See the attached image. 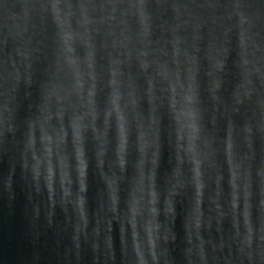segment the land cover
Returning a JSON list of instances; mask_svg holds the SVG:
<instances>
[{
    "label": "clouds",
    "instance_id": "obj_1",
    "mask_svg": "<svg viewBox=\"0 0 264 264\" xmlns=\"http://www.w3.org/2000/svg\"><path fill=\"white\" fill-rule=\"evenodd\" d=\"M18 195L6 264H264V0H0Z\"/></svg>",
    "mask_w": 264,
    "mask_h": 264
},
{
    "label": "water",
    "instance_id": "obj_2",
    "mask_svg": "<svg viewBox=\"0 0 264 264\" xmlns=\"http://www.w3.org/2000/svg\"><path fill=\"white\" fill-rule=\"evenodd\" d=\"M3 167L6 169V162ZM114 228L118 233V228L116 226ZM26 231L27 224L23 214L22 198L18 195L17 202L13 205L0 199V254L11 257L20 249H26L28 245L25 239ZM0 264H6L5 260L0 259Z\"/></svg>",
    "mask_w": 264,
    "mask_h": 264
}]
</instances>
